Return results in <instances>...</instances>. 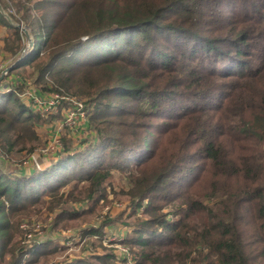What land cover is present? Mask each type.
<instances>
[{
	"label": "trees",
	"instance_id": "16d2710c",
	"mask_svg": "<svg viewBox=\"0 0 264 264\" xmlns=\"http://www.w3.org/2000/svg\"><path fill=\"white\" fill-rule=\"evenodd\" d=\"M228 1L0 0L16 9L8 14L34 43L8 73L31 68L40 89L84 99L93 135L76 151L62 140L52 167L29 175L6 169L0 157V264H24L23 215L58 209L44 231L55 235L67 230L60 222L95 212L106 182L114 197L126 194L132 211L149 217L116 238L112 226L79 230L95 236L84 244L89 255L64 264H264V52L257 65L247 59L250 41H264V0H240L252 4L223 15ZM0 26L6 58L14 59L27 38L1 11ZM18 85L0 86V151L8 158L35 144L45 121L23 103ZM193 166H208L204 197L190 192ZM114 172H126L118 189ZM42 175L46 183L38 185ZM247 200L255 227L241 212ZM54 242L40 240L33 254L48 253ZM251 242L259 246L253 255Z\"/></svg>",
	"mask_w": 264,
	"mask_h": 264
},
{
	"label": "rangeland",
	"instance_id": "374dc122",
	"mask_svg": "<svg viewBox=\"0 0 264 264\" xmlns=\"http://www.w3.org/2000/svg\"><path fill=\"white\" fill-rule=\"evenodd\" d=\"M240 0H229L228 2L224 3L223 6V15L228 12V10H235L236 12H240L241 9L244 8V6H248L249 4H252V2H248L245 5L240 4ZM2 7V6H1ZM6 9H3L4 12L7 14L10 13L11 15H17L16 9H13L11 4L8 3V5L5 7ZM8 8V9H7ZM10 16V15H9ZM12 19V17L10 16ZM12 21L16 24V22L12 19ZM20 24L22 27L24 26L22 23L17 22ZM21 29V27H19ZM22 31V29H21ZM23 33V32H22ZM1 38V37H0ZM251 45L248 46V51L251 53L250 56H247V59H251L253 62V65H257L260 59V56L262 52H264V41H257V40H251ZM24 44L27 45V41L24 42ZM25 46V45H24ZM26 47V46H25ZM224 48V43L220 47V51ZM31 49V48H30ZM0 51H1V46H0ZM22 51V50H21ZM20 51V52H21ZM30 52V50H28ZM216 53V52H215ZM218 56H220L218 53H216ZM230 56H235L234 55V48L231 47V54ZM17 58V57H16ZM220 58V57H219ZM242 58V57H241ZM239 58V59H241ZM23 59V58H22ZM22 59L19 60V64L22 63ZM14 59L8 60L6 63L0 62V71L1 69L4 68V66H8L11 62H14ZM1 61V60H0ZM213 64V63H210ZM3 66V68H1ZM220 66V65H219ZM229 66V64H221V68L225 69ZM235 69H239V66H235ZM253 67H250L252 69ZM11 70V69H10ZM10 70L8 72H10ZM21 73L13 74L11 77L6 78L7 75L3 74V78L0 80V86L3 85V87L10 86L12 83L13 86H17V84H20L18 86H21V91L18 93V96H20L21 100L23 103H25L27 106L31 108V110L35 113L40 111H37L36 108L33 109V104L35 103L34 100L30 99L27 100V97L29 93H32L33 95H36L38 97H46L51 95L50 93L54 91H43L40 89L39 85L36 83V81L31 78L30 72L32 71L31 68L29 69H24L21 70ZM11 74V73H8ZM29 74V75H28ZM19 76L21 79H19ZM15 77V79L13 78ZM47 78V77H45ZM49 80V78H47ZM13 82L15 84H13ZM41 93H40V92ZM64 94H67L63 92ZM39 94V95H38ZM68 97V96H67ZM70 99H78L83 103L84 105V99H80L76 96H70ZM67 101H62L59 104V108L56 109V111H53V113H48L47 116H43V119L45 120L42 125L37 127L38 133H39V138L35 142V144L30 145V148H25V149H20L15 150L11 153H9V158L8 154L4 153L3 151L0 153L3 155L5 162L4 166L6 169L13 170V171H19L21 169V174L29 175L31 170L33 171H43L45 169H50L52 165L54 164L56 158H60L61 156L58 154L60 150L63 148V141L62 140H69L70 146L75 148L76 145L85 147L88 142L90 141L89 138L93 136L92 134H89V131L85 129V124L84 120L81 121L77 126L68 128L67 126L60 127V124L63 120V113H64V106L66 105ZM176 102L171 103L169 102V105L172 107L174 106ZM32 104V105H31ZM86 111V110H85ZM156 127V125L154 126ZM88 136V139L86 138V135ZM58 137L60 140L61 147L59 146L58 149H54V151L49 152L47 154H43L41 149L43 146L47 143L53 140V138ZM151 136H149L150 138ZM54 143V142H52ZM33 148V149H32ZM32 149V150H31ZM79 148H75V151ZM194 158H199L197 155ZM264 159V158H263ZM204 161V160H203ZM199 166V165H198ZM187 166H184L186 168ZM208 167V166H207ZM207 167L206 168H201V167H196L193 166V171L192 174L189 175V178L192 179L194 174L195 175V183L194 186L191 188L190 192L194 197H204L205 194L210 190V180L208 178L209 173L207 172ZM124 176H126V172L119 173V172H114L111 180L113 181V188L118 189L120 187V183H123L122 179H124ZM43 181H40L38 185H41L42 183H46V176L42 175L41 176ZM58 177L52 178V182L55 183V179ZM235 180L232 183V187L234 185ZM107 183V182H106ZM105 183V189H104V201H98L97 204L95 205V212L90 213L88 216L83 217V219H76V220H69L65 225L63 222H60V225H58L59 228H64L66 227L67 230H62L60 229V232L56 233L55 235H50L45 234L44 231L45 229L48 228V226H52V223L54 221V215L56 211H59L58 209L55 208L54 212H49L47 211L44 206L42 207H36L35 213H32L30 216H24L25 217L22 221V227L20 224V229L21 233L19 234L17 239L22 238V243L27 244L29 246L28 249V255H24V264H64L67 261H71V259L77 258V256H84V255H89V251L91 250L90 247L87 249L84 248V244L91 242L94 240L95 236H86L85 238H82L80 236L79 230L85 229V228H91L92 226L97 227V228H102V232L108 231V226L111 227L113 230H116V236L124 235V231L127 230L128 226L127 224H133V222L136 219H141V218H148L149 214L147 212H143L142 208L136 209V211H132L133 207H130L128 204L129 197H127L126 194H118L116 197L113 196V191L111 190V185ZM264 184V182H263ZM262 184V185H263ZM185 187V186H184ZM235 187V186H234ZM233 187V188H234ZM68 189V187H67ZM66 189V190H67ZM42 193V188H40V191ZM45 195V194H44ZM193 197V198H194ZM46 198V197H45ZM114 198V199H113ZM107 199H113L112 202L107 203ZM77 203H82L79 206H86V202H77ZM91 204V203H90ZM89 204V206H90ZM210 206H212V201L208 202ZM242 204V209L241 212L244 213L245 217L250 220V226L255 227V222L253 221V207L248 200ZM77 204H73L75 207ZM88 205V204H87ZM69 206H66V208H69ZM168 209V206L164 207L162 211H166ZM111 218V223L106 224L105 220ZM138 217V218H137ZM170 219V215L168 216ZM129 231V229H128ZM75 235L74 237L72 235ZM104 235L108 236L109 233H103ZM43 237V238H41ZM69 237H71L69 239ZM58 238V239H56ZM46 239L47 241H52L54 240L55 242L50 244L51 247L47 248L48 253H43L42 255H38L36 252L33 254L34 250H38L37 246L35 247V244H39L40 240ZM51 239V240H50ZM56 239V240H55ZM59 242H58V241ZM78 243L77 241H80ZM58 242V243H56ZM53 245V246H52ZM56 245V248H54ZM105 245V244H104ZM32 246V247H31ZM110 246V243L106 246L107 248ZM120 247V245H119ZM259 249V246H257L256 243H248L246 245V251L250 252L252 255L256 253V251ZM115 250V249H113ZM100 252L103 253L104 250L100 249ZM117 252V250H115ZM33 254V255H32ZM29 255L35 256L37 259H35L34 262H26L27 258ZM33 258V257H32ZM29 260V259H28ZM92 260V259H91ZM74 261V260H73ZM26 262V263H25ZM92 262H96L95 260H92ZM97 263V262H96ZM120 264H124L123 262H120Z\"/></svg>",
	"mask_w": 264,
	"mask_h": 264
},
{
	"label": "built area",
	"instance_id": "2783aa9c",
	"mask_svg": "<svg viewBox=\"0 0 264 264\" xmlns=\"http://www.w3.org/2000/svg\"><path fill=\"white\" fill-rule=\"evenodd\" d=\"M6 66H4V68ZM1 68H3V66ZM3 69H1V71H3ZM4 75H8V71L4 72ZM13 84H15V83L13 82ZM11 85H12V83H11ZM8 87L9 86H6V87H4V89L7 91V90H9ZM50 94L51 95L46 96V97H38L36 95H33L32 93H29L28 94L29 97H27V100H30V99L34 100L35 103L32 106L33 109L36 108V110L40 111V114L43 116H47L48 113H53V111H56V109L59 108V104L62 101H67L66 105L64 106L65 108H64V113H63V120L60 124V127H62V126L66 127L67 126L68 128H71V127L77 126L83 120H84V124L86 123L84 106L80 100H78V99H76V100L70 99L69 100L70 96H68L62 92L54 91ZM52 142H54V143H52ZM59 146L61 147L60 140L58 137H55V138H53L52 141L47 142L43 146L41 151L43 152V154H47L49 152L54 151V149L55 150L58 149ZM2 156H0V157H2ZM21 226H22V224H21ZM121 249L124 250L123 248H121Z\"/></svg>",
	"mask_w": 264,
	"mask_h": 264
},
{
	"label": "water",
	"instance_id": "95a60500",
	"mask_svg": "<svg viewBox=\"0 0 264 264\" xmlns=\"http://www.w3.org/2000/svg\"><path fill=\"white\" fill-rule=\"evenodd\" d=\"M0 11L4 14V16L6 17V19L14 26H18L21 27L23 34L26 36L27 38V45L26 47L17 55V58H15L14 62L10 63L8 66H6L3 71L0 72V80L1 78H3V74L6 71H9L10 69L14 68L15 66H17L18 62L20 59H22L27 53L28 50H30V48L32 49L34 43L31 37V34L28 30L27 27H22L20 26L19 23L16 22V24L12 21V19L10 18L9 14H7L6 12L3 11V7H1L0 5Z\"/></svg>",
	"mask_w": 264,
	"mask_h": 264
},
{
	"label": "crops",
	"instance_id": "0c3cea01",
	"mask_svg": "<svg viewBox=\"0 0 264 264\" xmlns=\"http://www.w3.org/2000/svg\"><path fill=\"white\" fill-rule=\"evenodd\" d=\"M7 34V31H6V28L5 27H3V26H0V37H2V36H4V35H6ZM3 42H2V39L0 38V46H1V51H0V62H2V63H6L8 60L10 61V59L9 58H6L7 57V54H6V52L3 50V44H2ZM12 63V62H11ZM13 75V73H11V74H8L7 76H6V78H8V77H11ZM14 79H15V77H13ZM19 79H21V77L19 76ZM16 80V79H15ZM3 86V85H2ZM44 91V90H43ZM40 92V91H39ZM41 93V92H40Z\"/></svg>",
	"mask_w": 264,
	"mask_h": 264
}]
</instances>
